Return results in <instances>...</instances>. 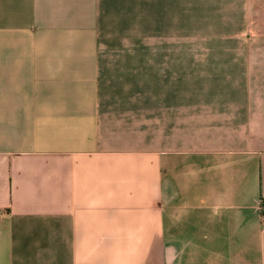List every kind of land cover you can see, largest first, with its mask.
<instances>
[{"label": "crops", "instance_id": "0c3cea01", "mask_svg": "<svg viewBox=\"0 0 264 264\" xmlns=\"http://www.w3.org/2000/svg\"><path fill=\"white\" fill-rule=\"evenodd\" d=\"M97 1L0 0V264H264V0L196 102L104 73Z\"/></svg>", "mask_w": 264, "mask_h": 264}, {"label": "rangeland", "instance_id": "374dc122", "mask_svg": "<svg viewBox=\"0 0 264 264\" xmlns=\"http://www.w3.org/2000/svg\"><path fill=\"white\" fill-rule=\"evenodd\" d=\"M247 7V0H98L101 67L142 74L147 94L158 61L161 91L192 90L199 101L200 91L221 88L216 75L239 72L231 59L247 56Z\"/></svg>", "mask_w": 264, "mask_h": 264}, {"label": "trees", "instance_id": "16d2710c", "mask_svg": "<svg viewBox=\"0 0 264 264\" xmlns=\"http://www.w3.org/2000/svg\"><path fill=\"white\" fill-rule=\"evenodd\" d=\"M263 207H264V205H263Z\"/></svg>", "mask_w": 264, "mask_h": 264}]
</instances>
